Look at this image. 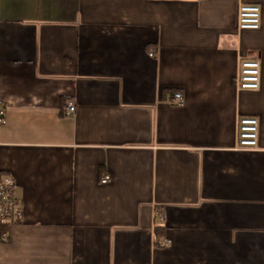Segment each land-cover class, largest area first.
I'll return each mask as SVG.
<instances>
[{"label":"crops","instance_id":"1","mask_svg":"<svg viewBox=\"0 0 264 264\" xmlns=\"http://www.w3.org/2000/svg\"><path fill=\"white\" fill-rule=\"evenodd\" d=\"M0 105L23 206L0 264H264V0H0Z\"/></svg>","mask_w":264,"mask_h":264},{"label":"built area","instance_id":"2","mask_svg":"<svg viewBox=\"0 0 264 264\" xmlns=\"http://www.w3.org/2000/svg\"><path fill=\"white\" fill-rule=\"evenodd\" d=\"M261 26V8L257 5H241L238 10V28L240 30L255 31ZM151 56H154L152 53ZM262 67L258 57H246L240 63V70L237 77V87L240 91H259L261 88ZM172 103L182 106L185 103L181 93H175ZM76 112L74 103H68L65 114L72 116ZM6 123V110L0 105V124ZM260 140V120L255 117H242L238 121V149L244 151H254L259 147ZM111 181L110 176L102 179L103 184ZM15 181L9 175L0 172V229L5 232L0 236V243H5L9 239L8 229L22 221L23 206L15 197ZM163 221L162 215H158ZM168 242H162L161 246L166 247Z\"/></svg>","mask_w":264,"mask_h":264},{"label":"trees","instance_id":"3","mask_svg":"<svg viewBox=\"0 0 264 264\" xmlns=\"http://www.w3.org/2000/svg\"><path fill=\"white\" fill-rule=\"evenodd\" d=\"M3 232H5V229L1 228L0 229V236L3 234ZM164 232H165V229L163 227H157L156 228L155 234H156L157 242L162 239Z\"/></svg>","mask_w":264,"mask_h":264}]
</instances>
